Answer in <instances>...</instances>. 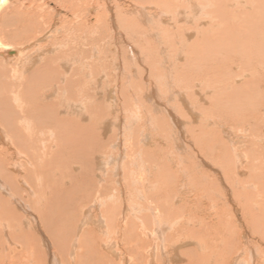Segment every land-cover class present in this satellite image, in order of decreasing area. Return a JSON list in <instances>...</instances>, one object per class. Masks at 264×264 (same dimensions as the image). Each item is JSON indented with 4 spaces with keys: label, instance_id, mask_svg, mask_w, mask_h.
<instances>
[{
    "label": "bare ground",
    "instance_id": "obj_1",
    "mask_svg": "<svg viewBox=\"0 0 264 264\" xmlns=\"http://www.w3.org/2000/svg\"><path fill=\"white\" fill-rule=\"evenodd\" d=\"M47 1V3L54 2L58 4L57 7H53V9L56 10V13H60V11L65 8L68 12H71L68 15L76 18V22L81 21L82 19L81 28L80 25L76 27L74 20H67L70 22L66 25L67 34L65 33L66 35L64 34L65 36H62V42L58 43L62 45V49L56 55L47 56L44 61L34 67L33 65H36L35 63L39 62V59L32 58V62H28L27 60L24 61V59H26L24 55L31 54L35 51L39 56L43 54L45 48L43 47L44 49L42 50L39 44V46L36 45V47L38 46V50L26 53L27 48H30L29 46H35V44L40 42L39 39L31 41V44L28 43L29 45H19V43H16L17 45L14 46L15 41L13 43L10 42L7 36H5L6 34L3 36L0 33V49H2L0 54L5 58L0 59V144H2L0 145V173L5 176L8 183V185L3 184L4 181L2 182L0 180V264H47L45 252H47L49 256H53L52 258L57 257V252L55 251L54 246L57 245L62 249L61 243L69 237L73 230L76 209L79 207L80 203L83 204L87 201L85 198L79 199L78 192H75V190L79 188L80 183H85V185L87 184L88 188L92 187L94 193L102 191L105 187V185L104 187L102 186L101 175H97L98 173L94 167L95 163H97V168H104L106 157H102L101 154L112 151L109 150L110 143L116 144L114 145L117 146L115 148L116 151H120L118 146L122 150L118 156L120 160L124 159V152L126 153L127 160H130V157L134 159L138 151L137 148L135 150L132 147L130 148V156L129 149L128 151L123 149L122 141L119 140L122 138L135 139V137L137 139H141L140 135L132 137L133 135H131L130 132L137 127L135 126V118L136 116H139L141 119L140 115L143 110L144 113L146 111V114H149L147 119L148 121H146L148 126L145 128H152L153 126L151 122L153 123L156 121L158 123V115L161 114L160 112L157 115L156 111L158 112L162 110V113H164L167 109L170 118H165L166 121L164 120L163 126L165 129L167 128L168 131H171L167 134L172 137V140L174 139V143L177 142L179 145V143H181L180 141L185 137L183 128L186 121H196L197 117H199V113L202 112L201 106V110L198 113L199 109L197 108V104L194 102L195 98L200 97L201 100H204V94H213L212 89L214 86L217 88V81L219 84H222V86H218L214 95L219 93L222 98H225L226 96L225 99L221 100L224 109L221 112V107H219V115L206 118L207 120L205 119L206 122H204L205 126L200 123L199 128L203 129V126L204 128H207L210 124H217V126H220L221 130H216L215 135H213V139H211L212 145L218 146L220 149H217L218 147H216L214 149L215 151L212 152L214 160L218 161L220 158L223 161H228V164H226L230 167L228 170L226 169V174L228 176L230 172L233 173V169L240 174H246L243 167L246 154L243 150H241V147L243 146L242 139L246 134V140L248 139L247 141L249 143V164L256 169L255 172H253V168L251 167L248 178L245 177L243 180L236 179L239 178V176L234 175L236 178H234L233 182H230L231 185L228 183V186L225 185L223 180L220 178L221 184L224 185V191L226 192L219 194L218 198L217 196H215L212 200H209V198L207 199L206 197L204 199H200L201 197L199 198L203 205L208 202L210 209L211 207L216 206L219 200H223L224 205L227 206L228 209L222 212L218 209H212L215 214L214 217L216 218L213 220L211 219L213 217H210L213 213L206 216V218H210L209 222H205V225L209 228L208 237H212V239H214V244L208 242L210 239L205 236L202 239V242L204 241L206 243L207 248L202 249L204 250L203 253L199 254L197 251H192L197 255V257H193L191 251H188V254H186L185 257H187L188 260H191V264H264V259H260L261 252L264 254V0ZM148 1L151 3L154 2L153 4L162 3L164 7V4H166L167 6L165 10H163V8L161 10L165 15H173V18L171 17L172 21L174 20L177 25L172 27H175V30L182 31L183 33L186 31V33L190 36H194L196 33L194 24L192 25L191 23V25H186L178 24V22L185 20L187 22L193 21L194 23V19H197L199 16L200 20H198V22L200 21L201 30L199 32V36L202 37V39H200V45L207 47V54H203L201 51H196L197 54L191 60V63L196 59L200 60L193 63L194 69H192V72L206 68V75L203 77L201 76V83L197 80L192 81L190 90L187 88L185 89V87H180L179 89L175 87L172 91L173 78L167 74L169 69L166 68L165 76H160L163 80L158 85L166 86L168 90L167 92L171 91L169 97L162 94L163 90L159 93L156 89L155 83L157 84V78L159 76L156 78L154 75L148 76L151 77L150 79L144 74L146 84L136 86L134 83L133 78L134 76H137L134 75V72L142 63V59L139 57L141 53L138 54L137 45L135 46V44H138L141 40V29L140 27H137L138 23L135 22V17L137 16L139 10L145 11L147 9L145 3ZM11 3H15V5L18 6L13 7L14 5H11ZM31 3L32 2H26V0H0V32L6 28L7 32L10 34L13 33V37L22 39V36L24 37V35H26L25 32H19L20 29L7 28V26H10L11 21H13V24L18 23V19L15 18L14 20L11 18L10 20L9 17L6 16V13L18 8H22L26 14L29 12L33 15L38 14L40 11V14L42 15L43 12L46 11L44 6L47 3ZM138 3H142L139 5L140 8H137ZM120 5L127 7L124 12L119 7ZM170 5L173 6V9L168 8ZM248 6L251 10L249 9L247 11H243L245 7ZM156 8L158 9V6ZM95 9H97V12L87 17L86 10L94 12L96 11ZM158 10L159 13H162L160 9ZM163 13L162 15H164ZM207 13L214 16L213 21H209L207 19ZM125 14H130V16L128 17V15ZM144 14H146V11ZM139 15L142 16V14ZM14 16L15 14H12V17ZM256 16L260 19H257ZM157 20L158 19H156V21ZM47 21H49V16ZM51 21H55V19L51 18ZM149 22L152 24L153 28L156 26V24H154L156 23L155 20L154 23L150 20ZM35 23L39 24L38 22ZM146 25H148V23H146ZM74 28H76V31L73 30ZM155 28L159 27L156 26ZM163 30H166V32L169 31L168 28L165 27H163ZM170 30L172 31L173 29ZM58 32L61 31L58 30ZM75 32H77V34ZM160 32L162 31L160 30ZM124 34L130 39L126 40ZM143 34L150 35L148 37L151 39H154V37L161 38V36L153 32L147 31ZM73 36H75V38H73ZM42 38L44 39L45 37ZM142 39L144 40V37H142ZM72 40L76 43V47L80 49L74 53H66L69 54V56H66L64 52L65 49L70 50L68 47L74 46L70 43ZM124 40L129 44L128 50H126L125 45V49L123 48V45H119V43ZM160 40L161 44L158 45L159 47H157V44H152L159 49L155 48V50L150 51L155 52L157 50V53H159L160 56L157 55L156 57H158V60H154L159 64L164 65L163 67H165V65L170 67L171 64L175 63L177 58L184 53V40L177 41L175 35H171L168 41L165 40L163 36ZM210 41L212 42L211 45L209 44ZM149 42L151 47V43L154 42L150 40L148 43ZM44 45L45 44H43V46ZM46 46H50V44H46ZM146 46L148 45L146 44ZM54 47L58 48L59 45L54 43ZM164 47L166 51L165 54V51H162L164 50ZM114 48H117L116 51H110V49ZM144 48V50H146V47ZM152 48L154 47H151V49ZM52 50L54 51L53 48ZM87 50L89 51L88 53L92 54L96 58L94 59L97 60V62L95 61L88 64L82 57H75L76 53L87 52ZM147 50H149V48ZM174 50H176V55L172 52ZM193 50H195V47ZM198 50H201L199 46ZM230 51L232 52L231 54L229 53ZM11 52L16 53L15 56H13L14 58H8ZM122 53H124V56L121 57L120 54ZM84 54L86 53H83L82 55ZM153 54L154 53H151L148 59H152L154 57ZM161 54L164 55L161 56ZM107 55H110L112 59H110V65L104 62ZM80 58L83 62H80ZM7 59L11 61V63H14V65H8L7 61H5ZM15 59H18V61H15ZM148 59L145 63L151 64L150 61L153 59ZM25 62L30 64L31 68L33 67L32 74L30 76L25 74L23 68L20 66H23V63ZM79 63L83 65V69L80 68ZM96 63L104 65L105 70L103 74L102 70L97 69L94 71L91 68L93 65L96 66ZM75 64L78 65L76 66ZM212 64H214L215 67H218V69L221 66L222 68L225 66V70L229 67L230 72L231 70L235 71L232 75L231 73L226 74L222 72L221 74L224 77L219 78L218 76L214 79V76H211ZM106 65L111 66V68L117 66L119 69L123 66H127L125 69L122 68L123 71L120 69L124 75L126 74L124 77V83H128V85L126 84L127 87H125L121 93L124 96L123 103L121 99L120 101L122 105L127 108L134 107L136 104L137 112L140 115L133 113L132 116L129 117L124 109L121 110L120 115L113 112L111 113L108 109H106L114 108L115 105L122 107L119 103H105V96L110 98L109 100L112 102H115L117 97L119 98V95L116 96L118 90L113 88V86H116L113 84V78L120 77L119 73H115L113 75L111 73L110 76L107 72V69L110 67H105ZM17 66L19 67L18 69H16ZM73 66H75V68H73ZM236 68L240 70L238 73H235L237 71ZM79 71L81 72L78 73ZM141 71L140 76L142 73ZM77 73L79 77L75 80L74 78ZM198 73H195L194 75ZM254 73L256 77H254L255 79L253 78ZM236 75L238 78L235 77ZM229 76L230 78H228ZM224 78L234 81L235 85H233V87L229 86L226 80H222ZM92 81L93 83H91ZM102 81L104 83L100 84ZM189 81H191V78ZM86 84L88 85L86 86ZM92 84H94V86ZM231 87L233 89V94H228L227 90ZM188 95H190V98ZM173 98L175 101L176 99L177 101L182 99L181 102L184 105L179 106L178 104H174L172 102ZM234 101L239 102L236 103V106H234L236 107L235 110H237L242 103L244 106H242L241 110L239 109V114L231 115L226 111L228 109L227 105H231ZM240 101L243 102L241 103ZM211 106L212 105H210V108ZM175 109L178 111L181 109L182 113L186 114V118L184 119V116L182 117L183 119L179 117L178 115L180 113L176 114L174 112ZM235 113H237V111ZM187 115L191 117L188 118L189 116ZM241 118H245L243 126L237 124ZM16 119H18L16 124H13ZM22 119H27L26 124H23ZM14 126H16V128ZM61 126L66 127L68 133L65 134V132H67L65 131L63 132L64 134H62L64 127H62L61 133L58 132V129H60ZM122 126L123 132L121 130L117 131ZM14 129L18 133H15ZM40 129L44 132L47 130V133L44 134H48V136L46 137L42 134V132H39ZM241 132L243 133L242 135L239 134ZM194 133L195 132L193 131V134ZM109 134L112 135L110 136ZM116 134L120 135L118 136ZM153 134L146 135L148 137L144 139V142L153 145ZM59 136L62 138L64 143L59 139ZM193 137L194 138L191 137L190 142L194 141L196 144H198V142L201 144L199 141L200 138H197V135L194 134ZM210 137H212V134ZM66 146H68V148ZM35 147H38L40 152L39 157L31 151V149H34ZM60 148L68 149L72 152L67 159V163L60 162L58 161V158H56V154L63 152ZM76 149L78 150V154L75 156L74 151H76ZM207 153H211V151ZM138 154L140 155L139 152ZM64 155L67 157V152L64 153ZM137 156L138 155H136V158H138ZM38 158H42V160H44L42 169L43 174L46 175L47 178L52 177V179L47 181L45 180L46 184L42 187L44 188L43 190H41L40 187L34 188L38 191L37 195L45 191L43 193L44 195L41 196L44 201L39 202L38 205L40 208L39 216L32 211H28V215L24 216L21 211L19 212L17 210V208L24 205V199H29V197L26 198V195L29 196L32 192L27 184L28 181H26V179L28 180L26 177L28 176L26 171L28 167L26 164L28 165V163L32 161H34V163L41 164V160L37 161ZM255 158H259L260 160L259 164L256 166ZM69 160H71L70 163ZM73 162L77 165L76 173H74L75 170L71 166V163L73 164ZM60 163L63 164V168H61ZM249 164L247 165L248 169ZM142 165L143 164H141V166ZM141 166L139 163L137 170H140ZM24 170L26 171L25 175H18V173L16 175H12V179L7 178L8 176L6 177L7 174H13L15 171H21L24 173ZM85 170H87L88 173H86ZM93 173L96 174L98 179L94 176L88 175ZM121 175V168H119V176ZM62 178L71 180L74 185L71 188L62 186ZM17 180L25 187L21 192L15 187L14 181ZM88 183H92V186L88 185ZM117 183L121 185V177L119 178V182L117 180ZM240 183H242L241 187H239ZM238 188L242 190L243 188H246V190H243L245 192V203L243 204V207L234 203L240 198L238 196ZM6 190L10 191V196L4 195V191ZM234 190L235 193L233 195ZM14 191H19L20 193L18 195L20 197L13 194ZM124 194L125 193L120 194L122 199H125ZM16 201L18 203H15ZM227 203L231 204L228 205ZM43 205L47 208L42 213V207L40 206ZM25 206L27 207V205ZM94 206L98 207V204H95ZM94 206L85 205L86 209L80 216V228H82L85 222H91L96 224L101 232H105V218L97 214V209L95 211L93 210V208H95ZM253 208H257L258 211L261 212V215H258L257 212H253ZM52 211H54V214L50 213ZM48 215H59V222L56 227H54V224L51 223V219H48ZM57 218L58 217H55L54 220ZM195 223L196 222H193V224ZM171 228L176 230V233L179 231L182 232V237H179L182 241L181 245L180 243H175L170 246L173 249V251H171V255H167L168 250H166L164 244V238L167 237L165 232L167 230L164 229L163 221L159 220L156 222L153 229V237L160 238L158 250L164 254V262H157V264H174L173 261L180 257L181 252H179V248H182L181 246L185 245V220L176 223ZM213 230L216 231H214V236H212ZM173 233L170 235V238H172L170 239V242L175 240V238L173 239L175 231ZM39 235L42 237L40 242ZM49 235L52 241L49 240ZM143 237V233H138V238L142 242V246L146 247V245L143 244ZM25 242L30 243L32 248L31 256L27 255L24 250L27 249L24 245ZM231 243H234V245L231 246ZM108 246L109 251L113 252V254L117 256L118 253L114 250L115 242L110 241ZM20 247H22L21 250H14L15 248ZM183 250L185 252V249ZM157 251H154V249L151 248L150 262L154 261ZM201 255L207 256L200 259ZM124 258L125 260H128V254ZM146 258L147 257L144 259ZM99 259L103 261L108 259V257L102 255V258L99 257ZM56 263L60 264L58 260Z\"/></svg>",
    "mask_w": 264,
    "mask_h": 264
},
{
    "label": "rangeland",
    "instance_id": "obj_2",
    "mask_svg": "<svg viewBox=\"0 0 264 264\" xmlns=\"http://www.w3.org/2000/svg\"><path fill=\"white\" fill-rule=\"evenodd\" d=\"M150 1L146 2L147 4L145 3V5L147 7V9L145 10L146 14H144L145 11L139 10L137 16L135 17L136 18L135 22L138 23L137 27H140V29H141L140 30L141 40L138 42V44H135V46L137 45L138 54L141 53V55H139V57L142 59V63L139 65V67H137V69L139 71L137 69L135 70L134 75H137V76H134L133 80H134V83L136 86H140V84H146L144 74L147 75V78H150V79H151V77H148V76L154 75L155 78L157 76H159L157 78L158 79L157 84L155 83L156 89L159 91V93H161L163 90L162 94L165 95L166 97H169L171 91L167 92L168 90H167L166 86L158 85L163 80V78L160 76L161 75L165 76L166 69H169L167 71V74H169L171 76V78H173V88L171 90L173 91L175 89V87L178 89L180 87H185V89L187 88L188 90H190L192 81H196V80L200 81V80H202V77L204 75H206V68L200 69L199 71H196V72H192V69H194L193 63L196 62L197 60H200V59H196L192 63H191V60L196 56V54H197L196 51H201L203 54H207V50H206L207 47L200 45L201 44L200 39H202V37L199 36L200 35L199 32L201 31L200 30V21L198 22V20H200L199 16L197 19H194V23H193V21L187 22L185 20L178 22V24H186V25H191V23H192V25L194 24V27L196 29V33L194 36H190L188 33H186V31L183 33L182 31L175 30L176 29L175 27H174L175 29L172 27V26L177 25V23L174 22V20L172 21L173 15H171V14H170V16L165 15L161 10L162 8H163V10H165V8L167 6L166 4H164L165 5V7H164L162 3H158L160 5V7H159V5L157 3H155V4H157V5H155V4H153L154 2L151 3ZM26 2H28V3L32 2L31 4H33V2L47 3L48 1L47 0H26ZM52 4H53V6H52ZM141 4L142 3H138L137 8H140L139 5H141ZM11 5H14L13 7L18 6V5H15V3H13V4L11 3ZM153 5H154V7H153ZM54 6L57 7L58 4L54 3V2L47 3L44 6L45 8L43 7L44 9H46V11H44L42 15L40 14L41 11L38 12V14H36V15H33L29 12L26 14L22 8L13 9L12 11L6 13V16L9 17L10 20H11V18L14 20H15V18L18 19V23L13 24L12 23L13 21H11L10 26L6 25L7 28L18 29V30L20 29L19 32H25V34H26V35H24V37L22 36V39H19V38L17 39L16 37H13V33L10 34L9 32H7V29L4 27L5 30H3L0 33L3 36L6 34L5 36H7L8 40H10V42L13 43L15 41L14 46H16L18 43H19V45L20 44L21 45L22 44L23 45H25V44L29 45V44H31V41L39 39L40 42L35 44V46L34 45L29 46L30 48H27L26 53L27 52L30 53L31 51L38 50L39 45L41 46L42 50L45 48L43 54H41L40 56L37 55L36 51L31 53V54H25L24 55V57H26V59H24V61L27 60L28 62H32L33 61L32 58L39 59V62H36L35 63L36 65H33L34 67L38 66L42 61H44L45 58H47V56L54 55V54L56 55L62 49V45L58 44V43L59 42L61 43L63 40L62 36L65 33L67 34V32H66L67 26L66 25H68L70 23V22H68L69 19L74 20V24L76 25V27L79 25H80V28L82 27L81 26L82 19H81V21L76 22V18L75 17L73 18L72 16L68 15L71 12H68L65 8H63L60 11V13H56V10L53 9ZM157 6H158V9H160L164 15H162V13H159V10L156 8ZM170 6H168V8L173 9V6L172 5H170ZM119 7L123 10V12L127 8V7L122 6V5H120ZM152 8H153V10H152ZM249 9H250V7L248 6V7H245V9L243 11H247ZM95 10L96 11H94V12L90 11V10H86L87 17L95 14L97 12V9H95ZM11 13L15 14V16L12 17ZM35 13H37V12H35ZM139 14H142V16ZM125 15H128V17L130 16V14H125ZM156 15H158V16H156ZM48 16H49V21H47ZM206 16H208L207 19L209 21L214 20V16H211V14L207 13ZM43 17H45V18H43ZM140 17H142V18H140ZM51 18H54L55 21H51ZM155 18L158 20L156 21ZM256 18L260 19L257 16H256ZM19 19H20V21H19ZM169 19H171V20H169ZM149 20L152 21L153 23L155 20L156 23H154V24H156V26L159 28H155L156 27L155 25H154L155 27L153 28L152 24H150ZM162 20L164 23L162 22ZM34 21L38 22L39 24H36ZM146 23H148V25H146ZM11 24H12V26H11ZM171 24H173V25H171ZM61 27H62V30H61ZM163 27L168 28L169 31L166 32V30H163ZM24 29H25V31H24ZM170 29H173V30L171 31ZM58 30H60L61 32H58ZM73 30L76 31V28H74ZM160 30L162 32H160ZM147 31L157 33L159 36H161V38L154 37V39L153 38L151 39L148 37L150 35H144L143 34V33H146ZM75 33L77 34V32H75ZM171 35L172 36L175 35L177 41L178 40H184L185 45H183V49H185V51H183L184 53L179 58H177V61L175 63H172L170 67H167V65H165V67H163L164 65H161L157 61L154 60V59L158 60V57H156L157 55H159V53H157L158 51L156 50L155 52L154 51L152 52L150 50H155V48L159 47L158 45L161 44L160 39H162V36L165 40L168 41L169 37ZM40 37L41 38L45 37V38L41 39ZM142 37H144V40L142 39ZM73 38H75V36H73ZM125 39L128 40L130 38H128L125 35ZM148 39L150 41L154 42V43H151V47H154V48L151 49V47L149 45L150 42L148 43V41H149ZM54 43L55 44L57 43V45H59V47L58 48L54 47ZM70 43H71V45H74V46L70 47L68 45L69 46L68 48L70 50L65 49L64 52H65L66 56H69V54H66V53H72V52L74 53L80 49V48L76 47V43H74L73 40ZM211 43L212 42L210 41L209 44L211 45ZM43 44H45V45L43 46ZM46 44H50V46H46ZM146 44L148 46H146ZM152 44H154V45L157 44V47L153 46ZM36 45H38V46L36 47ZM119 45L120 46L123 45L124 49L126 46V50H128L129 44L127 43V41L125 42V40H124V41L120 42ZM198 46L200 47L201 50H198ZM144 47H146V50H144L145 49ZM194 47H195V50H193ZM52 48L54 49V51L52 50ZM148 48H149V50H147ZM116 49L117 48L110 49V51H116ZM157 49H159V48H157ZM163 49L164 50H162V51H165V47ZM66 50H67V52H66ZM104 50H105V48H104ZM167 50H169V49H167ZM0 51H2V49H0ZM88 52H89L88 50H87V52H78V53H76L75 57H82L83 60L84 61L86 60V62L88 64H91L92 62H95V61L97 62V60H95L96 58ZM172 52L176 55V50H174ZM83 53H86V54L82 55ZM146 53H148V54H146ZM151 53H154L153 54L154 57L152 58L153 60L148 59V57L150 56ZM155 53H157V54H155ZM165 53H166V51L164 52V54ZM229 53L231 54L232 52L230 51ZM15 54L16 53L11 52L8 58H14L13 56H15ZM164 54H161V56ZM120 55L122 57V56H124V53H122ZM128 55H129V53H128ZM1 58L5 59L3 57V55L0 54V59ZM105 58H106V60L104 59V62L106 64L110 65L111 60H112L111 56L107 55ZM18 59H15V61H18ZM147 59L152 60V61H150L151 64L145 63V61H147ZM79 60H80V62H83V60L81 58ZM5 61H7L8 65H14V63H11V61H9L8 59ZM24 61H22V62H24ZM189 63H191V64H189ZM145 64H147V65H145ZM75 65L77 66L78 64H75ZM109 65H106L105 67H107ZM20 66L23 68L25 74H28L29 76L32 74V68L33 67L31 68L30 64L25 62V63H23V66L22 65H20ZM154 66L156 67V69ZM168 66H169V64H168ZM109 67L110 68L107 69V72L109 73L110 76H111V73H112V75L115 73H119V76H120L118 78L117 77L113 78L114 79L113 84L116 85V86H113V88H115V90L116 89L118 90V93H116V96L119 95V98L117 97V100L115 102H112L109 100L110 98H107L105 96L106 97V98L104 97L105 103L106 104L119 103L122 105L123 100H124V96L121 93H122V90L125 87H127V85H128L127 82L124 83V81H125L124 77L126 74L124 75L122 73V71H123L122 68L125 69L127 66L121 67L120 69L122 71L117 66H115L113 68H111V66H109ZM18 68L19 67L17 66L16 69H18ZM73 68H75V66H73ZM80 68L83 69L82 64H80ZM91 68L94 71H96L97 69L102 70V74L104 73V70H105L104 65H100V64H97L96 66L93 65V66H91ZM225 68H226L225 66H223V68L221 66L218 69V67H215V65L212 64L211 76H214V79L218 76H219V78H222V77H224L221 74L222 72L226 73V74L231 73V75H232L235 71V70H231V72H230L229 67L227 68V70H225ZM140 71L142 72L141 76H140ZM239 71L240 70L237 69V71L235 73H238ZM80 72L81 71H79L78 73H80ZM78 73L76 74V77L74 78L75 80L79 77ZM152 73H154V74H152ZM195 73H198V74L194 75ZM70 75H72V74H70ZM237 75L235 76L236 78H238ZM263 75H264V73H263ZM254 77H255V73L253 74V78ZM190 78H191V81H189ZM228 78H230V76ZM153 80L155 81L154 78H153ZM222 80H226V82L228 83L229 86L233 87V85H235L234 81H230L226 78H224ZM86 82H87V80H86ZM201 82L202 81H200L199 83H201ZM91 83H93V81ZM102 83H104V82L103 81L100 82V84H102ZM87 85L88 84H86V86ZM92 85L94 86V84H92ZM153 85H154V83H153ZM216 85H217V88L219 85L222 86V84H219L218 81H217ZM232 87L227 90L228 94H230V93L233 94ZM163 88H166V89H163ZM217 88H216V86L213 87V89H212L213 94L211 93V95H209L208 93L204 94V97H205L204 100H201L200 97L195 98L194 102L197 104V108L199 109V111L198 110L197 111L199 113L201 110V106H202V110H201L202 112L199 113V117H197L196 121H193V120H192V122L186 121L185 126L183 128L184 135H185V137H184L185 141H184V139L181 140L180 142L182 144L179 143V145L177 144V142L174 143V141H173L174 139L172 140V137L168 135L171 131H168L167 128H166L167 129V131H166V129L163 126V122H164L165 118H170L169 112L167 111V109L165 110L164 113H162V110L158 111V112L156 111L157 115L161 112V114L158 115L159 117L157 119V121H159V122L158 123L156 121L153 123L151 122L153 127L152 128H145L148 126V123L146 121H148L147 119L149 117L148 116L149 114L147 115L146 111L144 113V110H143V112L140 115L137 112V109H136L137 105L134 102L133 103L135 105H134V107H131V108H127L124 105H122V107H120L119 105H115L114 108H106L111 113L113 112V113H117L119 115L121 114V110L124 109V111L126 112V114H128L129 117H131L133 113H136V114L141 116V119L139 118V116L138 117L136 116L135 126H137V127H135L133 130H131L132 132H130L131 135H133L132 137H135L136 135H140L141 139H137L135 137V139H132V138L123 139L122 138L121 140H119V141H122V144H123L122 148L127 150V151L129 149V152H130L131 147L134 150L137 148L138 151H137L136 155H138L137 156L138 158H136V155H135L134 159L130 157V160L129 159L127 160L126 153L124 152V154H123L124 159L120 160V158L118 156L122 150L118 146V149L120 151H116L115 148L117 146H114L116 144L110 143L109 150H112V151L109 153H102L101 154L102 157H106V162L104 163V168H101V169L97 168V163H95V167H94V169H96V171L98 173L97 175L98 176L101 175V179H102L101 183H102V186L104 187V185H105V187L103 188L102 191H97L94 193L92 187L88 188L87 184L85 185V183L84 184L80 183L79 188H77L75 190V192H78L79 199L85 198L87 200L86 202H84L86 204L80 203L79 204L80 208L78 207L76 209L75 221L73 224V230L70 233L69 237H67V239H65L61 243L62 249L59 248L57 245L54 246V249L57 252V257L52 258L53 256H49V254L47 252H45L47 264H57L56 263L57 260L60 264H157V262H164V254H162V252L160 250H158V244L160 243L159 242L160 238H154L153 237V229L156 225V222H158L159 220L163 221L164 229L167 230L165 233H166V236L168 238L167 237L164 238V244H165L166 250H168L167 255H171V251H173L172 247H170V246L174 245L175 243H180V245H181V242H182L181 239L179 238V237H182V232L179 231L178 233H176V230H173L171 227L174 226L176 223L182 222L183 220H185V245L181 246L182 248H179V252H181L180 257H178L176 260L173 261L174 264H191V260H188V258L185 257V255L188 254L187 253L188 251H191L193 257H197V255L194 254L192 251H194V252L197 251L199 254L203 253L204 250H202V249L207 248L206 243L204 241L202 242V239L205 236H207V238L210 239V241H208V242H210L211 244H214V241H213L214 239H212V237H208L209 236V228L207 227V225H205V222L206 221L209 222L210 218H206V216H208L210 213H213L212 209H218L222 212V211H225L226 209H228V207L224 205L223 200H219V202H217L218 204L216 206L211 207V209H210L208 206V202L204 203V205H203L200 202V199H204L206 197L207 199L209 198V200H212V199H214L215 196H217V198H218L219 194L226 192V191H224L225 187L223 184H221L220 178L223 180L225 185L228 186V183L231 185L230 182H233L234 178H236V176H234V175L239 176V178H236V179H242L243 180V179H245V177L248 178V175H249L251 167H252L251 164H249V162H250V158L248 157L249 143L247 141L248 139L246 140V134L244 135L245 137L242 139L243 140V146L241 147V150H243L246 154V158H245V161L243 164V167H244V170L246 171V174H240L233 169V173H231V172L229 173V176H230V178H229V176L226 174L228 168H230L229 165H226V164H228V161L227 160L223 161L220 158L217 161V160H214V158H213V152L212 151H215L214 149L218 146L212 145L211 139H213V135H215L216 130L220 131L221 128L219 125L217 126V124L216 125L210 124L209 126H207L208 129L204 128V126H205L204 122H206L205 119L208 117H212V116L214 117V116L219 115V107H221V112L224 109V106H222L221 100L225 99L226 96H225V98H222L219 95V93L217 95H214V92H216ZM119 92H120V94H119ZM188 96L190 98V95H188ZM120 99H121L122 103H121ZM181 101H182V99L179 101H177V99H176V101H175V99L173 98V100H172V102L174 104H178L179 106L184 105V104H182ZM240 102L242 103L243 101H240ZM236 103H239V102L234 101L231 104L232 106L227 105L228 109L226 111L229 114H231V115L239 114V111L241 110L242 106H244V104L242 103L243 105L241 104L238 107V109L235 110L236 107H234V106H236ZM210 105H212L211 108H210ZM206 110H207V112L208 111L209 112L207 113ZM236 111H237V113H235ZM174 112L176 114L180 113L178 115L179 117L182 118L184 116L183 118L184 119L186 118L185 117L186 114L182 113L181 109H179V111L175 109ZM187 116H189V115H187ZM190 117L191 116H189L188 118H190ZM17 120L18 119L14 120V122L12 120L13 124H16ZM22 120H23V124H26L27 119H22ZM141 120H142V122H141ZM244 120H245V118H241L237 122V124L240 126L241 125L243 126ZM242 122H243V124H242ZM200 123H202L204 125L202 127L203 129L199 128ZM123 126H124V124H123ZM123 126L121 127L122 129L119 128L117 131L121 130L123 132ZM14 127L16 128V126H14ZM62 127H64V126H61L60 129H58V132L61 133ZM192 130L195 132L194 134L197 135V138L201 139V140L199 139V141L201 142L202 145L199 142H198V144H196L194 141L190 142L191 137L194 138L193 137L194 134H193ZM65 131H67V132H65ZM202 131H204V132H202ZM14 132L18 133L15 129H14ZM39 132H42V134L46 137L48 136V134H46V135L44 134V133H47V130L44 132V131H42V129H40ZM63 132H65V134L68 133V130L66 129V127H64V131H62V134H64ZM117 133H119V132H117ZM148 134L149 135L153 134L152 135L154 137V138H152L153 145L147 144V142H144V139H146V137H148V136H146ZM198 134H200V135H198ZM211 134H212V137H210ZM239 134L242 135L243 133L241 132ZM116 135L119 136L120 134H116ZM203 135H204V137H203ZM74 138H76V137H74ZM142 138H143V140H142ZM59 139L62 140V138L60 136H59ZM62 142H63V140H62ZM79 142H81V141H79ZM191 143H193V144H191ZM0 145H2V144H0ZM66 147L68 148V146H66ZM148 148L151 149L152 152ZM139 149L141 152L139 151ZM217 149H220V147H218ZM61 150H63V152H59V154H56V158H58V161H60V162L67 163V159L71 155L72 152L69 151L68 149H64V148ZM31 151L37 157H39L40 152L38 150V147L31 149ZM206 151L207 152L211 151V153H207ZM66 152H67V157H66V155H64V153H66ZM74 152H75V156H76L78 154V150L76 149V151H74ZM138 152L140 153V155L138 154ZM130 156H131V152H130ZM141 157H144V158H141ZM38 160H41L42 163L41 164L34 163V161L28 163V165L25 163L26 166L28 167L27 170L25 169L28 173V176H26L28 178V180L26 179V177H25V179H26V181H28L27 184L30 187V189L32 190V192L29 194V196L26 195V198L29 197V199L28 200L24 199V205L23 206L21 205L22 207L20 206L17 208V210L19 212L21 211V213L24 216L28 215V211L35 212V214L39 216L40 208L38 205H39V202L44 201L41 198V196L44 195L43 193L45 191H43V193L37 195L38 191H36L34 188L40 187L41 190H43L44 188H42V187H44L46 184L45 180L47 181V180L52 179V177L47 178V176L44 175L42 172L44 160H42V158L41 159L38 158L37 161ZM50 161H51V159H50ZM70 162H71V160H69V163ZM259 162H260L259 158H255V166L257 164H259ZM139 163H140V166H141V164H143L144 166L143 165L142 166L144 168L141 166L140 170H137V167H139ZM248 164H249V169L247 168ZM29 166H30V168H29ZM60 166H61V168H63L62 163H60ZM71 166L75 170L74 173H76L77 172L76 171L77 165H75L73 162V164L71 163ZM263 167H264V165H263ZM119 168H121V172H122L121 176H119ZM252 168H253V172H255L256 168H254V167H252ZM25 170H24V173L21 171L20 172L15 171V172H13V174H7L6 177L8 176L7 178L12 179V175H14V174L16 175L18 173H19L18 175H25L26 174ZM85 172L88 173L87 170H85ZM145 173H148V174H145ZM88 175L94 176L98 179V177L94 173L88 174ZM0 176H1L0 180L2 182L4 181L3 184L8 185V183L5 179V176L1 175V173H0ZM120 177H121V185H119L117 183V180L119 182ZM61 181L63 183L62 186H65V187L71 188L74 185V183L67 178H62ZM144 181H146V182H144ZM14 182H15V187L20 192L25 188L24 186H22L20 184V182L18 180L14 181ZM19 184H20V188H19ZM88 185L92 186V183H88ZM241 186H242V183H240L239 187H241ZM200 189H201V192H200ZM251 189H254V188H251ZM145 190H147V191H145ZM238 190H239L238 196L240 198L237 199L236 202H234V203L236 205H239L240 207H243V204L245 203L244 202L245 192L243 190H246V188H243V190L238 188ZM19 191H14L13 194L20 197L18 195L20 193ZM146 192H147V194H146ZM122 193H125L124 194L125 199L121 198L120 194H122ZM234 193H235V190L233 192V195H234ZM4 195L10 196V191H8V190L4 191ZM202 195H203V197H202ZM19 199H21V198H19ZM35 200H37V201H35ZM15 203H18V202L16 201ZM95 204H98V207H95L94 206ZM227 204L229 205L231 203H227ZM25 205H27L28 208ZM28 205H30V206H28ZM85 205H93L95 207V208H93V210L95 211L97 209L98 210L97 214H99L105 218V232H101L99 227L96 224H93L91 222H85L83 224L82 228H80V225H81L80 216H81V213H83L86 209ZM40 207H42V213L47 208L45 205L40 206ZM53 212L54 211H52L50 213L54 214ZM253 212H257L258 215H261V212H259L257 208L256 209L253 208ZM214 216H215L214 213L210 216V217H213V218H211L212 220L216 219ZM55 217H58V218L54 220ZM48 219H51V223L54 224V227H56L58 222H59V215H56V216L48 215ZM193 222H196V223L193 224ZM202 222H204V223H202ZM26 227H29V226H26ZM174 231H175V236L173 237V239L175 238V240L170 242V239H172V238H170V235H172L171 233H173ZM214 231L215 230L212 231V236H214ZM138 233H143V235H144L143 244L146 245V247L142 246V242L138 238ZM202 233H204V234H202ZM41 240H42V237L39 235V242ZM49 240L52 241L50 235H49ZM110 241L115 242L114 250L117 251V253H118L117 256L114 255L113 252H110L108 249V247H109L108 243ZM24 245L27 248V249H24L26 251V254L31 256L32 248L30 246V243L25 242ZM232 245H234V243H231V246ZM151 248H153L154 251L158 250L156 253V256L154 257L153 262L152 261L150 262ZM21 249H22V247L15 248L14 250H21ZM183 249H185L186 253L184 252ZM127 254L129 256V259L125 260L124 257L127 256ZM102 255H104L105 257H108V259L101 261L99 259V257L102 258ZM206 256L207 255H201L200 259H202ZM145 257H147V258L144 259ZM260 259H264L263 252H261ZM73 261H75V262H73Z\"/></svg>",
    "mask_w": 264,
    "mask_h": 264
}]
</instances>
